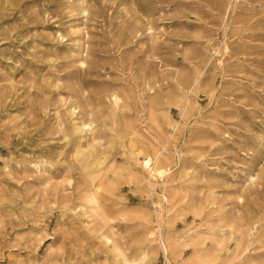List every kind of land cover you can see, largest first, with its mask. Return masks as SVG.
I'll use <instances>...</instances> for the list:
<instances>
[{
    "label": "rangeland",
    "instance_id": "374dc122",
    "mask_svg": "<svg viewBox=\"0 0 264 264\" xmlns=\"http://www.w3.org/2000/svg\"><path fill=\"white\" fill-rule=\"evenodd\" d=\"M0 264H264V0H0Z\"/></svg>",
    "mask_w": 264,
    "mask_h": 264
},
{
    "label": "bare ground",
    "instance_id": "6f19581e",
    "mask_svg": "<svg viewBox=\"0 0 264 264\" xmlns=\"http://www.w3.org/2000/svg\"><path fill=\"white\" fill-rule=\"evenodd\" d=\"M116 98L117 97L114 96V99ZM90 125L91 123L88 124V126ZM166 158L167 156L165 155V153H162L161 151H154V154L152 156L145 155L142 159L137 158L136 160L142 165L145 170L150 173L151 177H153L154 179H158L161 178L167 171V169L163 167Z\"/></svg>",
    "mask_w": 264,
    "mask_h": 264
}]
</instances>
